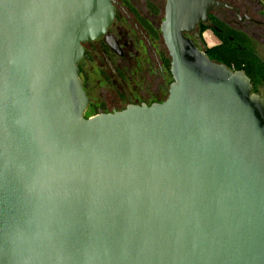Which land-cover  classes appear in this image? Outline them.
Wrapping results in <instances>:
<instances>
[{
    "label": "water",
    "instance_id": "95a60500",
    "mask_svg": "<svg viewBox=\"0 0 264 264\" xmlns=\"http://www.w3.org/2000/svg\"><path fill=\"white\" fill-rule=\"evenodd\" d=\"M165 1L167 100L87 118L114 0H0V264H264V96Z\"/></svg>",
    "mask_w": 264,
    "mask_h": 264
},
{
    "label": "flooded vegetation",
    "instance_id": "af4514ba",
    "mask_svg": "<svg viewBox=\"0 0 264 264\" xmlns=\"http://www.w3.org/2000/svg\"><path fill=\"white\" fill-rule=\"evenodd\" d=\"M219 1L226 6L215 9L207 24L199 27L201 41L203 34L211 30L218 43L201 50L210 56V49L218 47L220 51L234 53V59L255 54L264 65V60L251 47L253 41L264 46V0ZM114 2L116 17L109 35L115 43L110 45L106 38H101L83 45L85 53L79 70L89 98L86 117L93 108H97V115L120 112L132 105L163 103L174 82L172 58L161 32L166 1ZM91 77L98 78L92 91L96 99L88 87ZM253 89L255 93L254 85Z\"/></svg>",
    "mask_w": 264,
    "mask_h": 264
},
{
    "label": "trees",
    "instance_id": "16d2710c",
    "mask_svg": "<svg viewBox=\"0 0 264 264\" xmlns=\"http://www.w3.org/2000/svg\"><path fill=\"white\" fill-rule=\"evenodd\" d=\"M211 60L220 64H225L229 69L243 70L252 80L253 85L257 86L264 83V65L259 61L255 54L237 56L234 59V53H229L226 50L220 51V48L214 47L210 49Z\"/></svg>",
    "mask_w": 264,
    "mask_h": 264
},
{
    "label": "rangeland",
    "instance_id": "374dc122",
    "mask_svg": "<svg viewBox=\"0 0 264 264\" xmlns=\"http://www.w3.org/2000/svg\"><path fill=\"white\" fill-rule=\"evenodd\" d=\"M204 31V30H202ZM218 43V39L216 37V35L214 34V32H212L211 30L206 31L203 36H202V46L204 47H209V46H214ZM251 47L252 49L259 55V57L264 60V46H262V44L253 41L251 42ZM97 77L94 78H90L89 81V88H90V92L93 91L94 87L96 86L97 82ZM255 93H257L260 96H264V83H261L257 86ZM92 98L96 99V95L94 94V92H92ZM97 113V108H93L91 109L88 113H87V117H92L95 116Z\"/></svg>",
    "mask_w": 264,
    "mask_h": 264
},
{
    "label": "built area",
    "instance_id": "2783aa9c",
    "mask_svg": "<svg viewBox=\"0 0 264 264\" xmlns=\"http://www.w3.org/2000/svg\"><path fill=\"white\" fill-rule=\"evenodd\" d=\"M233 71H236V69H232Z\"/></svg>",
    "mask_w": 264,
    "mask_h": 264
}]
</instances>
